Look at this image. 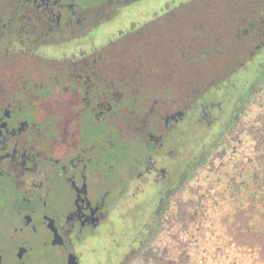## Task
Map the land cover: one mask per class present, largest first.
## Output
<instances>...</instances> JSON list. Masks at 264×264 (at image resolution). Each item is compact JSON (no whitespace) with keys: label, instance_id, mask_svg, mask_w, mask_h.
<instances>
[{"label":"flooded vegetation","instance_id":"obj_1","mask_svg":"<svg viewBox=\"0 0 264 264\" xmlns=\"http://www.w3.org/2000/svg\"><path fill=\"white\" fill-rule=\"evenodd\" d=\"M185 1L0 0V264H91L102 231L119 245L102 264L124 263L154 235L197 158L187 126L237 91L232 62L216 71L226 39L254 27L208 43L191 20L159 50L115 49Z\"/></svg>","mask_w":264,"mask_h":264},{"label":"rangeland","instance_id":"obj_2","mask_svg":"<svg viewBox=\"0 0 264 264\" xmlns=\"http://www.w3.org/2000/svg\"><path fill=\"white\" fill-rule=\"evenodd\" d=\"M241 1L204 0L203 3V0H196V3L192 4L188 1L182 2L180 3L182 5L173 7L168 14L161 15L159 20L140 29L137 36L135 34L116 41L115 49L121 47L124 51L133 53V42L138 40L141 43L140 48L152 49L157 46L156 50H159L161 34L171 29L175 32L185 30V23L191 20L203 25V36L209 43L212 41L211 36L216 32L223 36L230 25L235 23L237 14L242 11ZM189 12L193 15L191 16ZM165 43L163 45L168 48L175 49L177 46L175 43ZM228 45L230 44L226 39L225 46ZM228 52L220 54V58L216 60L220 64L216 71L221 70L219 73L221 79L224 72L227 75L230 73V70L222 69L224 60L235 58V50ZM236 56L239 57L237 53ZM263 59L264 53L259 60L254 61L252 67V61L248 62V69L241 74L245 77L248 75L247 70L250 71L248 81L251 83L255 79L254 91L250 92L251 86L246 83L239 86L243 92L238 91L241 72L230 74L231 82L228 83L232 86L233 83L236 84L234 89L237 91L231 97L230 105L225 107L226 103L224 104L223 116L214 114L211 124L207 123L208 120L198 119L187 126V133L190 136L181 152L190 163L195 157L199 159H194L186 180L174 191L168 211L157 230L153 232L154 235L141 246L139 255L128 262L118 264H175L180 256L178 231L185 227L193 229L196 225L214 229L213 232L207 233L214 236L215 240H221L218 247L220 254L228 249V242L235 243L233 251L238 259L236 264H264L261 238L241 235L238 223L234 220L239 210H247L250 197L259 196L261 193L252 186V174L260 171L256 157L260 156L261 147L256 144L253 132L255 126L259 124L260 117L264 115V68L261 65ZM239 70L243 71V67ZM212 72L206 71L209 74ZM241 99L246 100L242 108L239 107ZM147 199H154L150 190ZM253 212L251 218L249 217V225L258 232L262 227L261 214L264 208L257 205ZM117 226L118 224L115 225L116 229ZM110 232L114 233L115 238L126 239L125 235L120 238L114 230ZM106 237V232L102 231L99 238L85 243L86 247L93 250L90 254L91 264L104 263L106 251L110 255L118 253L119 245L112 241L111 236ZM105 247L108 248L103 254Z\"/></svg>","mask_w":264,"mask_h":264},{"label":"trees","instance_id":"obj_3","mask_svg":"<svg viewBox=\"0 0 264 264\" xmlns=\"http://www.w3.org/2000/svg\"><path fill=\"white\" fill-rule=\"evenodd\" d=\"M256 4V3H255ZM255 4L252 2V0H242L240 2V6L242 8V11L240 14H237L235 20L237 25H241L242 28L247 27L249 23L253 24L254 27L252 28V31L247 37H243L242 35H239V37L236 38H230L228 47L229 50H235L234 54V60H229L224 62L233 63V67L235 69V72H242L246 71L247 63L252 61L251 67L254 65V61H257L260 59V56L264 53V23L256 21L257 17L259 16L258 11H260V7H256ZM258 9V10H256ZM261 34V35H260ZM260 35V36H259ZM247 50H250L247 51ZM229 53V52H226ZM236 53L239 57L236 56ZM255 57V59H254ZM262 58V57H261ZM254 59V60H253ZM264 68V59L263 63ZM243 67V71H240ZM247 70V74L245 77L241 75V81L239 80L238 86L242 85L243 83L250 85V92L254 91L256 89V82L255 79L250 83L248 81V78L250 76V71ZM262 71V70H261ZM232 72V73H235ZM231 73V74H232ZM255 73V72H254ZM248 81V82H247ZM243 84V85H244ZM246 103V100H242L241 104L242 107ZM238 116H236V119ZM255 131L253 133L254 140L256 141V144H258L261 147V154L260 156L256 157L257 163L259 165L258 172H255L252 174L253 178V187L254 189H258L261 191L259 196H252L249 199V206L247 210H239L236 214V217L234 218L235 222L238 223V229L239 232H241L246 237H260L261 238V244L264 248V212L261 214V223L262 227L261 229L256 232L255 228L253 226H250L249 217L251 218V214H253L254 209L257 205H261L264 208V115L260 117L259 124L255 126ZM197 160L199 158H196ZM249 211V212H247ZM247 213L249 215H247ZM260 225V224H259Z\"/></svg>","mask_w":264,"mask_h":264},{"label":"built area","instance_id":"obj_4","mask_svg":"<svg viewBox=\"0 0 264 264\" xmlns=\"http://www.w3.org/2000/svg\"><path fill=\"white\" fill-rule=\"evenodd\" d=\"M213 231V228L203 225L179 230L177 242L180 256L175 264H236L238 259L233 251L235 243L228 242V249L220 254L218 247L221 240H215L214 236L207 233Z\"/></svg>","mask_w":264,"mask_h":264}]
</instances>
